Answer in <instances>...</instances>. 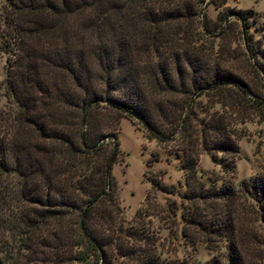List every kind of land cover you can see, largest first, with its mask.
<instances>
[{
  "label": "trees",
  "instance_id": "16d2710c",
  "mask_svg": "<svg viewBox=\"0 0 264 264\" xmlns=\"http://www.w3.org/2000/svg\"><path fill=\"white\" fill-rule=\"evenodd\" d=\"M200 2L5 0L1 264H184L156 252L145 220L155 205L149 193L124 224L111 176L117 139L90 123L104 106L135 117L149 138L180 153L181 234L191 245L225 248L223 261L206 264H254L245 248L260 251L264 242L250 230L249 215L238 212V195L254 202V220L264 228V174L240 192L229 178L238 153L233 125L252 112L264 115V35L254 38L247 18L232 12L244 60L236 67L214 42L226 40L234 22L225 19L211 33L199 20ZM201 95L209 105L198 119L193 109ZM105 137L113 140L109 150ZM200 152L210 153L224 175L208 176V186L195 174ZM150 190L172 192L159 180ZM166 208L175 211L173 202Z\"/></svg>",
  "mask_w": 264,
  "mask_h": 264
},
{
  "label": "rangeland",
  "instance_id": "374dc122",
  "mask_svg": "<svg viewBox=\"0 0 264 264\" xmlns=\"http://www.w3.org/2000/svg\"><path fill=\"white\" fill-rule=\"evenodd\" d=\"M4 4L5 0H0V30L3 27L1 7ZM199 8V20L205 23L211 33H216L225 19L234 22L225 33L226 40L215 39L214 42L215 45L221 43L234 57L235 66L241 69L244 60L237 34L239 25L232 12L240 11L249 22L248 31L254 38H258L264 35V0H202ZM8 57L5 50L0 48V108L6 104L2 81ZM195 100L199 103L193 110L195 117L199 119L202 116L201 110L209 104L203 95ZM214 109L221 111L218 106H214ZM226 110L224 113L234 120L233 111ZM246 116L248 117L244 122L235 123L232 127L234 135L238 138V153L234 156V170L229 180L238 192L243 183L264 174V115L259 116L252 112ZM90 123L96 130L114 134L117 139L118 152L111 168V176L115 183L124 224L129 223L135 212L144 207L146 195L149 193L151 202L155 205L151 206L153 214L145 217V220L149 221V229L156 238L155 247L160 258L184 264H206L213 258L223 261L225 248L221 245H218L219 248L216 250H209L202 241L191 245L181 234L183 221L180 214L186 205L182 194L186 187L180 153L170 146L163 147L155 139L149 138L135 117L120 116L110 107L104 106L93 111ZM105 143L106 149L109 150L113 143L112 138L105 137ZM217 154L220 156V153ZM195 170L197 179L205 186L211 184L208 176H224L219 162H214L208 152L199 153ZM152 180H159L169 186L172 192L150 190ZM220 184V181L216 182V186ZM238 196V212L241 215L243 212L249 215L247 221L248 226H252L250 230L253 233L255 230L264 242L263 225L254 220V202L241 193ZM168 202H173L174 213L166 208ZM259 248L260 251L254 252L245 248L249 254L248 262L264 264V245Z\"/></svg>",
  "mask_w": 264,
  "mask_h": 264
}]
</instances>
